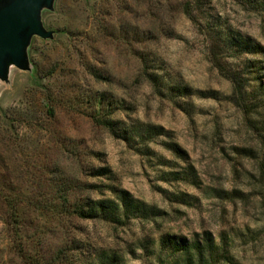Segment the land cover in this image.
<instances>
[{"label": "clouds", "instance_id": "obj_1", "mask_svg": "<svg viewBox=\"0 0 264 264\" xmlns=\"http://www.w3.org/2000/svg\"><path fill=\"white\" fill-rule=\"evenodd\" d=\"M57 11L0 88V264H201L170 242L205 230L207 264H264V0Z\"/></svg>", "mask_w": 264, "mask_h": 264}, {"label": "water", "instance_id": "obj_2", "mask_svg": "<svg viewBox=\"0 0 264 264\" xmlns=\"http://www.w3.org/2000/svg\"><path fill=\"white\" fill-rule=\"evenodd\" d=\"M56 0H0V80L8 82L12 67L30 71L29 48L35 36L52 39L56 30L46 27L45 10Z\"/></svg>", "mask_w": 264, "mask_h": 264}, {"label": "rangeland", "instance_id": "obj_3", "mask_svg": "<svg viewBox=\"0 0 264 264\" xmlns=\"http://www.w3.org/2000/svg\"><path fill=\"white\" fill-rule=\"evenodd\" d=\"M57 6H58V0H56V2H55V9L53 11L45 10L43 12V21H44V24L46 25V27L48 29H51V30H56V33H55L54 37L52 39H43V38H41L39 36H35L33 38V40H32L30 48H29L30 59H31L32 53L35 51V45H36L37 42L55 40L58 36L63 34V30L60 27V23H59V13L57 11ZM28 72H30V71L21 70V69L15 67V66L12 67L11 72H10V80L8 82L0 80V88H3L5 86H7L9 84V82L14 77L18 76V74L28 73ZM113 151L118 152L119 150L114 147ZM221 151H223V149H221ZM245 154L246 155H250L251 153L246 151ZM139 179L140 178H138V177H129L128 178V182H129L130 186L137 187L139 185ZM144 190H145V194L146 195H150L151 194L150 191L147 188H145ZM217 195H219L221 198H227L225 193H217ZM234 195L242 198L241 194L238 193V192H235ZM2 208H3V203L0 202V210H2ZM206 231L207 230H205V232ZM205 232H204V234H205ZM259 235H260L259 233H252L251 234V239H253V240L258 239ZM180 239H184L185 241H188L186 238H180ZM197 239H199V234H197ZM224 239H225V242L227 243V240H228L227 235H225ZM227 258H228V260H229V262L231 264V258L230 257H227Z\"/></svg>", "mask_w": 264, "mask_h": 264}, {"label": "trees", "instance_id": "obj_4", "mask_svg": "<svg viewBox=\"0 0 264 264\" xmlns=\"http://www.w3.org/2000/svg\"><path fill=\"white\" fill-rule=\"evenodd\" d=\"M204 240H195L194 243L185 241L184 239H176L170 243L177 251H185L194 248L201 257V264H207V261L204 259L205 252L215 253L216 249L212 241V236L209 232H205ZM226 259H228L226 257ZM183 264H194V260L191 256H186V259L183 261Z\"/></svg>", "mask_w": 264, "mask_h": 264}]
</instances>
